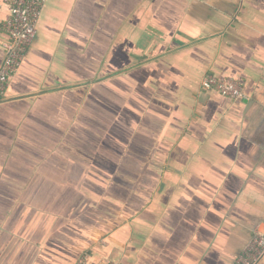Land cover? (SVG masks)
<instances>
[{
    "label": "crops",
    "instance_id": "crops-1",
    "mask_svg": "<svg viewBox=\"0 0 264 264\" xmlns=\"http://www.w3.org/2000/svg\"><path fill=\"white\" fill-rule=\"evenodd\" d=\"M256 232L264 0H47L0 101V264H236Z\"/></svg>",
    "mask_w": 264,
    "mask_h": 264
},
{
    "label": "built area",
    "instance_id": "built-area-1",
    "mask_svg": "<svg viewBox=\"0 0 264 264\" xmlns=\"http://www.w3.org/2000/svg\"><path fill=\"white\" fill-rule=\"evenodd\" d=\"M47 0H0L9 17L0 22V32L7 35L4 42L5 56L0 67V101L9 81L18 72L28 48L37 36L38 24ZM202 88L213 90L224 97L239 100L244 97L241 84L232 78H219L207 74L202 80ZM264 258V233L256 232L246 246L236 264H259ZM77 264H89L86 256H81ZM102 264H123L118 260H107Z\"/></svg>",
    "mask_w": 264,
    "mask_h": 264
}]
</instances>
